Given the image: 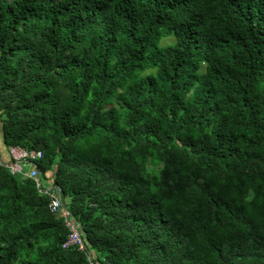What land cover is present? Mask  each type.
<instances>
[{
    "label": "trees",
    "instance_id": "trees-1",
    "mask_svg": "<svg viewBox=\"0 0 264 264\" xmlns=\"http://www.w3.org/2000/svg\"><path fill=\"white\" fill-rule=\"evenodd\" d=\"M0 136V264H264V0H0Z\"/></svg>",
    "mask_w": 264,
    "mask_h": 264
},
{
    "label": "built area",
    "instance_id": "built-area-1",
    "mask_svg": "<svg viewBox=\"0 0 264 264\" xmlns=\"http://www.w3.org/2000/svg\"><path fill=\"white\" fill-rule=\"evenodd\" d=\"M9 162L5 167L12 175H21L23 178L31 179L39 187H41V172L36 162L42 159V153L30 151L21 147H12L8 149ZM50 198L49 208L53 214H61L65 219L67 227L70 229V235L64 248L78 247L80 250H87L85 243L80 234L79 225L72 217L70 212L61 206V190L54 185L48 187L45 191ZM91 257V258H90ZM91 264H99L94 259V253H89Z\"/></svg>",
    "mask_w": 264,
    "mask_h": 264
},
{
    "label": "crops",
    "instance_id": "crops-1",
    "mask_svg": "<svg viewBox=\"0 0 264 264\" xmlns=\"http://www.w3.org/2000/svg\"><path fill=\"white\" fill-rule=\"evenodd\" d=\"M0 158H1V160H4L5 161V164H7L9 162L8 150L6 151V153H3V154L0 151Z\"/></svg>",
    "mask_w": 264,
    "mask_h": 264
},
{
    "label": "rangeland",
    "instance_id": "rangeland-1",
    "mask_svg": "<svg viewBox=\"0 0 264 264\" xmlns=\"http://www.w3.org/2000/svg\"><path fill=\"white\" fill-rule=\"evenodd\" d=\"M172 42V40H170ZM167 43V40L165 41V44ZM0 151L1 153H6L7 149L4 147L3 143H2V138L0 136Z\"/></svg>",
    "mask_w": 264,
    "mask_h": 264
},
{
    "label": "water",
    "instance_id": "water-1",
    "mask_svg": "<svg viewBox=\"0 0 264 264\" xmlns=\"http://www.w3.org/2000/svg\"><path fill=\"white\" fill-rule=\"evenodd\" d=\"M91 258V257H90Z\"/></svg>",
    "mask_w": 264,
    "mask_h": 264
}]
</instances>
